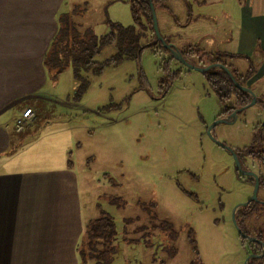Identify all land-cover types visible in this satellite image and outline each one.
I'll use <instances>...</instances> for the list:
<instances>
[{
  "label": "rangeland",
  "instance_id": "rangeland-1",
  "mask_svg": "<svg viewBox=\"0 0 264 264\" xmlns=\"http://www.w3.org/2000/svg\"><path fill=\"white\" fill-rule=\"evenodd\" d=\"M220 1L205 7L199 0L155 3L160 35L175 48L189 51L196 66L210 65L211 54L222 48L233 50L221 41L238 25L239 4ZM131 2L64 0L59 23L67 21L70 29L79 33L89 29L100 37L109 32V23L134 24ZM136 7L142 21V10ZM205 14L221 29L234 26L214 37V47L207 44L212 31L205 29ZM144 41L142 36L140 43ZM146 41L153 39L146 36ZM154 46L155 51L146 47L139 59L106 65L99 74L82 70L81 81L75 80L70 66L60 73L47 67L41 120L17 154L56 160L66 156L79 176L89 218L106 215L112 220L116 252L107 262L91 264H245L261 247L239 237L233 218L240 225V219L255 214L233 210L251 197L254 184L237 171L232 154L218 143L231 148L248 145L252 127L264 125V107L257 103L235 122L214 126L228 115H221L224 105L204 73ZM115 53L109 45L94 60L104 62ZM229 61L240 70L246 67L243 59ZM82 83L85 91L75 99ZM234 103V97L225 101L227 106ZM243 161V169L264 175L253 156ZM260 195L259 200L264 197L263 192ZM249 205L259 214L243 227L255 235L259 230L252 228L264 226V208L257 201ZM85 253L91 257L89 249Z\"/></svg>",
  "mask_w": 264,
  "mask_h": 264
},
{
  "label": "crops",
  "instance_id": "crops-1",
  "mask_svg": "<svg viewBox=\"0 0 264 264\" xmlns=\"http://www.w3.org/2000/svg\"><path fill=\"white\" fill-rule=\"evenodd\" d=\"M63 1L0 0V264H80L78 250L86 223L92 219L87 211L89 204L82 200L77 171L65 160L66 156L56 160L17 154L28 143L26 136L34 124L41 120L49 76L45 61L59 30L58 14ZM237 1L238 25L227 40L221 41L233 50L222 48V52L214 53H219L226 59V66L241 75L252 64L253 74L245 85L254 86L257 103L264 107V0H244V4ZM213 3L221 1L199 0L202 7ZM205 15V29L212 31L206 36H210L207 44L214 47V37L234 26L221 29L210 14ZM233 59L245 60L246 67L238 69L229 61ZM28 108L34 119L28 128L17 132L16 119ZM252 128L250 143L232 149L252 145L259 132L264 158V125ZM254 160L264 173V164L256 157ZM247 179L253 186V179ZM262 192L264 196V187L258 189L257 199ZM252 218L240 221L247 228ZM258 246L263 248L260 243Z\"/></svg>",
  "mask_w": 264,
  "mask_h": 264
},
{
  "label": "trees",
  "instance_id": "trees-1",
  "mask_svg": "<svg viewBox=\"0 0 264 264\" xmlns=\"http://www.w3.org/2000/svg\"><path fill=\"white\" fill-rule=\"evenodd\" d=\"M162 1L163 0H132L131 6L134 24L128 27H124L117 23H109V32L100 37L94 35L93 32L89 29L84 30L83 33H79L77 30H75V28L70 29L69 23L67 21L65 23L64 20L63 22L61 20V25H59V30L53 39L49 54L45 61L46 66H50L51 71L53 70L55 71V73H60L66 67L70 66L73 71L75 80L81 81L80 72L82 70H93L96 74H99L103 71L106 65L115 66L122 62L124 59H139L140 53L146 47H152L155 51L156 47L154 45L158 44L162 48V50L169 55V50L163 47L162 44L157 41L152 27V9H154L155 11V3L159 2L161 5ZM136 4H138L140 9L142 10L143 22L138 17V9L136 7ZM72 14L74 15L75 11H73ZM78 26L82 28L81 25ZM138 27L140 29H138ZM142 36L144 37L145 41L143 43H140V39L142 38ZM146 36H150V40L153 39V42L146 41ZM61 37L62 40H60ZM165 42L168 43L166 40ZM109 45H113L115 47L116 53L104 62L95 61V56L99 54L104 47ZM177 51L182 55V58L186 62L196 66V64L190 57L189 51L179 48L177 49ZM211 55L212 59L209 60V64H222L232 74L231 78L225 70L220 68H213L204 73L210 86L218 96L220 102L224 105V109L221 112V115H229L234 110L248 105L251 101V97H249L247 93L241 91L235 85V83L242 87H247L245 84L253 74V66L252 64H250L247 73L245 75H241L236 71L230 70L226 66V63H224V61L220 57V54ZM223 56L233 57V55ZM62 58L66 60L65 65L61 63V61L63 60ZM170 59L171 57H169L167 61H165L164 68L166 70H168ZM85 88V83L78 85L76 89L75 99H79L82 96ZM232 97L235 98L234 105H225V101L230 100ZM234 151L237 154L238 159L242 165L244 157L247 156L256 157L260 160V162L264 164L259 132H257V136L253 138L252 145L242 150L235 149ZM259 179V188H262L264 187V178L260 176ZM257 202L264 208V201H260L258 199ZM257 212L259 211L255 208L252 209L251 205L248 204L246 207H241L237 213L243 214L244 216H249L252 214H259ZM237 225L244 234L251 238L257 239L258 242L264 245V226L258 229L259 231H257L255 235H250L249 232L246 231V229L243 227L242 222L240 225L239 222H237ZM113 228L114 226L112 224V220L106 215H102L98 219H91L87 221L80 248L78 250L80 264H91L92 261H95L96 263H100L101 261L107 262L114 256L116 250L113 246L116 235H114L115 232ZM253 245L256 246V244ZM98 247L101 248V251L97 252L96 250L99 249ZM86 249H89L91 257L86 256ZM263 250L264 249L261 248L260 253L257 255H261L263 253ZM104 255L109 256L108 260L104 259ZM248 264H264V254L260 257L250 259L248 261Z\"/></svg>",
  "mask_w": 264,
  "mask_h": 264
},
{
  "label": "water",
  "instance_id": "water-1",
  "mask_svg": "<svg viewBox=\"0 0 264 264\" xmlns=\"http://www.w3.org/2000/svg\"><path fill=\"white\" fill-rule=\"evenodd\" d=\"M152 27H153V31H154V34H155V37L157 39V41H159L163 47H165L166 49L169 50V55L173 58V59H176L178 60V62H180V64H184L186 65V67L190 68V69H194V70H197V71H200L202 73H206L207 71H209L210 69H213V68H220V69H223L225 70L229 76L232 78V74L230 73V71L225 67L223 66L222 64H219V63H213V64H210L208 65L207 67H197V66H194L188 62H186L183 58H182V55L177 51V49L172 46L171 44H168L165 42V40L162 38V36L160 35V32H159V29H158V24H157V17H156V13L154 11V9H152ZM235 85L243 92L247 93L250 97H251V101L248 105L244 106V107H241V108H238L236 110H234L231 114H229L227 117L225 118H221L219 120H217L215 123H214V126L218 123H233L236 121L237 117H238V114L241 113L242 111H244L245 109L257 104V98L254 94V92H252L248 87H242L240 85H238L237 83H235ZM211 129V128H210ZM220 146H222L223 148H225L229 153L232 154L233 158H234V161H235V166H236V169L237 171L243 175V176H247V177H251L253 179V182H254V188H253V192H252V195L251 197L245 202V203H240L238 205L235 206L234 210H233V214H235V211L237 208H240V207H246L248 204H250L252 201H257V194H258V189H259V177L257 176L256 173L252 172V171H248L246 169H243L242 168V164L241 162L239 161L238 159V156L237 154L235 153V151L225 145V144H222V143H218ZM234 217V216H233ZM234 219V224L237 228V231H238V234L241 238H244V239H248L250 242H257V239L255 238H251L249 236H247L246 234H244L237 226V223L235 221V218ZM260 243V242H259ZM264 249V245L262 243H260ZM264 254V250H263V253L261 255H257L255 253H251L247 259H246V262L245 264H248V261L252 258H257V257H260Z\"/></svg>",
  "mask_w": 264,
  "mask_h": 264
},
{
  "label": "built area",
  "instance_id": "built-area-1",
  "mask_svg": "<svg viewBox=\"0 0 264 264\" xmlns=\"http://www.w3.org/2000/svg\"><path fill=\"white\" fill-rule=\"evenodd\" d=\"M34 119V114L32 109L28 108L25 109L21 116L16 119L15 122V129L17 132L23 131L24 129L28 128Z\"/></svg>",
  "mask_w": 264,
  "mask_h": 264
},
{
  "label": "flooded vegetation",
  "instance_id": "flooded-vegetation-1",
  "mask_svg": "<svg viewBox=\"0 0 264 264\" xmlns=\"http://www.w3.org/2000/svg\"><path fill=\"white\" fill-rule=\"evenodd\" d=\"M251 243L252 244H257L256 247L259 248V246H258L259 245V242L258 241L257 242H251Z\"/></svg>",
  "mask_w": 264,
  "mask_h": 264
}]
</instances>
